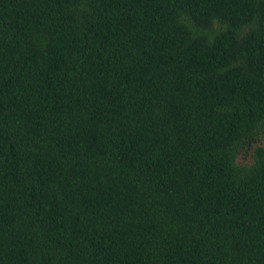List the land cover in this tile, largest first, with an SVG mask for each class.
<instances>
[{"label": "trees", "instance_id": "trees-1", "mask_svg": "<svg viewBox=\"0 0 264 264\" xmlns=\"http://www.w3.org/2000/svg\"><path fill=\"white\" fill-rule=\"evenodd\" d=\"M0 264H264V0H0Z\"/></svg>", "mask_w": 264, "mask_h": 264}, {"label": "rangeland", "instance_id": "rangeland-1", "mask_svg": "<svg viewBox=\"0 0 264 264\" xmlns=\"http://www.w3.org/2000/svg\"><path fill=\"white\" fill-rule=\"evenodd\" d=\"M238 159L239 160H243L242 162H248L251 160V149L249 150H244V151H241L238 155Z\"/></svg>", "mask_w": 264, "mask_h": 264}]
</instances>
